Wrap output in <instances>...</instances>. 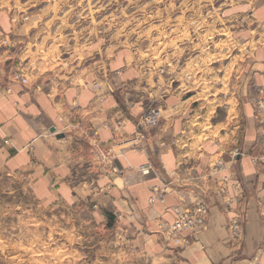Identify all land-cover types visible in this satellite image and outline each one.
<instances>
[{
  "label": "crops",
  "instance_id": "crops-1",
  "mask_svg": "<svg viewBox=\"0 0 264 264\" xmlns=\"http://www.w3.org/2000/svg\"><path fill=\"white\" fill-rule=\"evenodd\" d=\"M7 1L0 0V36L22 42L30 25L22 24L20 9L13 10L15 3ZM223 5L224 26H219V33L236 31L244 39L251 35L256 44L250 55L247 47L239 48L233 77L216 57L220 48L207 46L189 61L161 59L160 66L165 67L160 73L151 62L125 63L101 82L102 88H112L103 96L83 75L45 85L30 81L28 87L14 83L11 92L0 84V177H27L33 195L49 203L92 201L95 186L111 182V195L103 192V200L97 196V202L112 225L122 224L113 212L118 209L128 220L124 228L140 230L147 243L169 250L182 263L264 264V220L257 207V198L264 196V170L254 157L258 128L249 94L252 83L264 85V0H223ZM241 17L247 25L254 23L255 29L245 25L232 31V25L226 24ZM212 23L215 20L207 26ZM190 47L194 50L199 44ZM179 50L176 46L178 56L186 49ZM0 53L8 55L2 49ZM189 71L197 72L192 82L201 86L185 92ZM212 86L220 88L212 91ZM225 87L233 88L226 93ZM149 98L159 103V122L141 131L140 137L139 105ZM119 120L122 127L117 129ZM105 147L114 153L107 167L101 163ZM232 150L238 151L234 157ZM217 160L224 170L211 172ZM147 166L149 173H141V167ZM227 175L230 196L237 197L230 206L215 194L219 180ZM88 182L94 185L87 187ZM154 187L164 188L165 200L149 204ZM201 198L208 203L207 225L188 247L176 248L156 232V219L171 222L174 207ZM110 207L113 211H108ZM234 214L243 221L240 245L228 234L227 220Z\"/></svg>",
  "mask_w": 264,
  "mask_h": 264
},
{
  "label": "rangeland",
  "instance_id": "rangeland-1",
  "mask_svg": "<svg viewBox=\"0 0 264 264\" xmlns=\"http://www.w3.org/2000/svg\"><path fill=\"white\" fill-rule=\"evenodd\" d=\"M7 2L15 3L13 10L20 9L22 24L30 25L26 28L27 37H24L22 42H17L18 56L22 60L20 68L27 87L30 81L39 84L43 82L45 85L51 81L69 82V79L80 75L88 77L94 82L95 87L96 84L100 85L102 81H107L113 70L129 62L139 64L151 62L160 73L165 67L160 66L161 59L166 61L167 57V60L172 62L189 61L193 53L198 55L200 47L203 51L207 46L220 48V54L216 57L223 60L222 65L232 72L233 77L237 69L235 67L239 63V48L242 47L245 51L247 47L250 55L256 47L255 38L251 35L244 39L236 36V31L219 33L220 30H217L219 26H224L223 0ZM214 20L215 24L207 26ZM226 24L232 25L230 28L233 31L244 29L247 21L241 17L234 18ZM247 27L255 29V24H248ZM198 44L199 47L194 50L190 47ZM176 46L180 47L179 51H182V48L186 50L180 52L182 54L178 56L175 53ZM203 53L199 54L203 56ZM199 72L202 77V71ZM216 72L223 74V71ZM162 73L164 74L165 70ZM172 73L174 75L175 71ZM194 73L197 74L196 71ZM194 73L189 71L185 74V92L196 91L198 86H201L193 84ZM168 82L170 86L174 84L170 75ZM99 88L100 96L112 91L109 86L102 88V84ZM213 88L220 87L212 86V91ZM232 88L225 87L226 93L231 92ZM249 94L258 128L259 147L254 157L256 163L264 170V85L252 83L249 86ZM139 106L142 107V112L138 116V125L141 128L137 136L141 137V131L158 125L145 127L143 115L152 110H159V103L149 98L148 101H141ZM121 122L122 120L116 121L117 129L122 127ZM103 152L101 163L106 167L110 166L108 160L114 153L109 147H105ZM235 153L238 151L232 150L231 155L234 157ZM118 170L117 173H121L120 169ZM222 170L224 164L221 160H217L214 167H211V172ZM223 183H226L227 191L219 194L218 190ZM90 185L88 182L87 187L94 183ZM111 187V182L95 186L96 191H93L92 195L96 193L97 195L92 201L87 199L78 203H66L61 200L49 203L48 200L33 195L27 177L1 175L0 264H184L169 250H162L147 243L140 230L130 231L124 228L122 225L128 223L125 214L118 209L113 211L110 207L108 211H113L115 218L122 223L121 226L112 225L114 222L107 217V212L101 211L97 202V196L101 199L103 192L106 196L111 195ZM230 187L229 175L222 176L215 194L220 196L223 202L224 198L228 197L232 205L237 197L230 196ZM102 188L108 190L101 193ZM257 207L260 218L264 220L261 215V212H264V196L257 198ZM230 217H239L243 224L240 214ZM160 220L165 219H156V232L163 239L170 241L179 249H185L192 243L191 241L186 246L174 243L160 230ZM104 222L109 224L102 226Z\"/></svg>",
  "mask_w": 264,
  "mask_h": 264
},
{
  "label": "built area",
  "instance_id": "built-area-1",
  "mask_svg": "<svg viewBox=\"0 0 264 264\" xmlns=\"http://www.w3.org/2000/svg\"><path fill=\"white\" fill-rule=\"evenodd\" d=\"M17 44V42H15L7 35L0 36V49L8 53L7 56H3L2 53H0V84L5 88L7 92L11 91V85L13 83L26 84V79L24 77L23 71L20 68L22 60L19 59L18 56L19 50H17ZM14 51H17V53L13 57L11 55H13ZM99 86V84H96L95 89L99 90ZM36 89H40V85L36 86ZM158 122L159 110H152L149 113L143 115V125L145 127L148 124H153V126H156ZM5 143H7V141H5ZM150 170V166L141 167V173L143 174H148ZM114 171L119 172L117 168H114ZM226 188V183H223V185L218 190L219 194L220 192L225 193L227 191ZM164 192V188L159 189L157 187H154L149 199L150 203L157 200L164 201ZM224 203L227 206H230L231 199L225 197ZM172 210L174 212L173 220L171 222L160 220L159 228L168 238L174 241V243L180 246H186L190 244L191 241H193L198 231L206 227L207 218L209 215L208 203L205 199H201L197 202L188 203L183 207L176 206ZM261 215L264 217V212H261ZM227 226L229 231V238L234 241L235 244L240 245L243 232L240 218L229 217Z\"/></svg>",
  "mask_w": 264,
  "mask_h": 264
},
{
  "label": "clouds",
  "instance_id": "clouds-1",
  "mask_svg": "<svg viewBox=\"0 0 264 264\" xmlns=\"http://www.w3.org/2000/svg\"><path fill=\"white\" fill-rule=\"evenodd\" d=\"M261 12H264V9H261ZM139 109H137V111H138ZM158 118V117H157ZM153 124H154V121H153ZM153 124H148V125H146V127H152L153 126ZM108 189H101V193L103 192V191H107ZM101 200H103V196L101 195Z\"/></svg>",
  "mask_w": 264,
  "mask_h": 264
},
{
  "label": "water",
  "instance_id": "water-1",
  "mask_svg": "<svg viewBox=\"0 0 264 264\" xmlns=\"http://www.w3.org/2000/svg\"><path fill=\"white\" fill-rule=\"evenodd\" d=\"M52 131H54V129H52ZM63 135H59V137H62Z\"/></svg>",
  "mask_w": 264,
  "mask_h": 264
}]
</instances>
